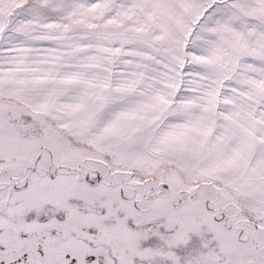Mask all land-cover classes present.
I'll return each instance as SVG.
<instances>
[{
	"label": "snow or ice",
	"instance_id": "obj_1",
	"mask_svg": "<svg viewBox=\"0 0 264 264\" xmlns=\"http://www.w3.org/2000/svg\"><path fill=\"white\" fill-rule=\"evenodd\" d=\"M0 264H264V0H0Z\"/></svg>",
	"mask_w": 264,
	"mask_h": 264
}]
</instances>
